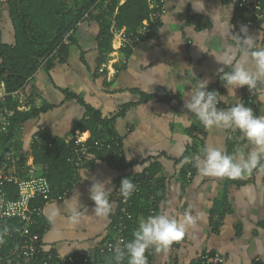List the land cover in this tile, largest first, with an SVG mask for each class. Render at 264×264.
I'll list each match as a JSON object with an SVG mask.
<instances>
[{
    "label": "crops",
    "instance_id": "0c3cea01",
    "mask_svg": "<svg viewBox=\"0 0 264 264\" xmlns=\"http://www.w3.org/2000/svg\"><path fill=\"white\" fill-rule=\"evenodd\" d=\"M237 1L204 0L207 11L196 12L190 0L182 10L179 0H162L165 14L156 35L124 48L112 37L110 51L100 46L99 24L83 20L75 27L74 43L66 54L55 59L49 70L41 66L15 92L13 100L26 99L24 105L16 104L21 112L50 107L24 123L15 136L25 158L33 159L30 146L40 132L49 141L69 137L77 122L88 119L86 107L112 120L113 134L121 142L122 157L107 160L87 155L76 168L75 181L66 185L62 200L46 205L40 220L43 251L62 256L95 251L99 241L110 235L122 178L133 180L152 170L162 180L155 214L183 220L189 213L195 225L167 252L150 249L149 264H194L207 253L219 254L223 264H264V171L254 169L250 175L232 179L202 176L196 168L190 183L183 184L181 177L187 164L184 158L194 163L195 157L203 158L205 147L220 148L229 155L238 148L245 153L252 148L238 129H205L184 108L190 99L184 95L197 79L209 80L208 91L228 95L218 72L222 65L216 59L233 51L239 59L233 35L242 37V27L264 44V23L247 26ZM13 36L8 11L0 1V43L13 45ZM237 102L264 116V94L250 93L247 86L237 88L235 97L229 95L221 102L222 109ZM192 127L200 131L190 136L187 129ZM108 179L115 207L104 219L93 213L89 188L95 181ZM75 195L81 211L73 221L67 210L76 206ZM141 210L136 212L137 227L140 218L149 216Z\"/></svg>",
    "mask_w": 264,
    "mask_h": 264
},
{
    "label": "built area",
    "instance_id": "2783aa9c",
    "mask_svg": "<svg viewBox=\"0 0 264 264\" xmlns=\"http://www.w3.org/2000/svg\"><path fill=\"white\" fill-rule=\"evenodd\" d=\"M125 1L97 0L90 13L83 18V20L89 19L91 14L105 17L110 12L111 4L116 2L110 18L112 21L110 33L114 39L118 40L121 48L156 35L165 14L162 0H149L150 14L136 29L131 31L126 28L116 29L113 17L118 7ZM237 9L247 26L256 27L264 23V0L254 2L238 0ZM14 95L15 93H12L10 97L13 98ZM8 96L9 94L2 92L0 88V233L4 228L8 229L7 233L3 234V243H0V264H95L99 255L114 256L117 242L131 241L132 233L137 228H134L133 201L135 199L146 201L143 210L148 215L156 213V196L153 193L146 194L142 191L143 186H147L150 190L155 187V179L150 172H145L132 180L137 190L127 201L122 197L119 198L115 220L110 226V235L99 241L95 251L77 252L67 256L53 251H43L39 225L44 209L47 204L62 200L66 193L54 194L39 166L34 163L33 159L25 158L20 150H15L12 146L13 140L2 142V139H7L9 136L11 119L15 112H21L18 107L12 109L7 106ZM67 140L74 141L75 151L68 161L75 167L78 166L83 156L89 155L88 152L92 149L106 150L113 158L122 157L121 142L118 137H100L92 140V143H87L86 134L76 131L72 136L67 137ZM33 141L38 142L39 138L35 136ZM191 179L192 176L188 172L186 183H190ZM145 255L149 264V250ZM223 262L224 259L219 254L207 253L199 256L194 264H223ZM121 264H128L127 256Z\"/></svg>",
    "mask_w": 264,
    "mask_h": 264
},
{
    "label": "trees",
    "instance_id": "16d2710c",
    "mask_svg": "<svg viewBox=\"0 0 264 264\" xmlns=\"http://www.w3.org/2000/svg\"><path fill=\"white\" fill-rule=\"evenodd\" d=\"M6 7L10 23L13 29L14 44L7 45L0 43V88L4 87L7 97V106L16 109L17 105L13 103L10 94L15 93L25 86L41 66L49 70L55 59H59L66 54L67 47L74 43L73 32L75 27L83 21L86 14L90 13L91 8L97 0H74V7L71 8L65 0H0ZM149 0H126L123 5L118 7L117 13L113 17L114 27L116 29L126 28L128 31L136 29L145 19L148 18L150 10ZM116 7V2L110 6V12L107 16H93L90 19L95 20L100 27L99 39H101V48L110 51V42L112 35L110 27L112 13ZM222 108V104L219 106ZM50 107L34 109L29 112H15L11 119L9 136L2 139L5 143L13 140V148L19 150V142L14 141L16 134L24 123L36 118L40 113H44ZM88 119L77 122L70 133L72 136L79 130L86 133L87 143L100 137H116L113 134L112 120L102 119L99 112L90 107H86ZM123 113V112H122ZM199 124L200 121L197 120ZM202 125V124H201ZM200 131L197 127L187 129V133L193 136L195 132ZM39 141H33L30 151L33 161L41 166L43 175L49 182L51 191L54 194L61 195L66 190L68 183H73L76 176V168L68 161L75 151L74 141H68L67 138L49 141L42 132L37 134ZM202 145V140L194 136ZM203 149V148H202ZM192 152L196 153V148L192 146ZM203 152V151H202ZM88 154L94 156H105L107 160L112 159V155L106 151L90 150ZM87 155L83 156V159ZM196 167L194 163H187L181 172L183 184H187V173L193 178ZM155 179L156 186L151 190L147 186L142 187L146 194L153 193L156 196L155 209L157 207L159 192L161 190L162 180L153 176L154 172L148 170ZM123 178H127L124 176ZM122 178V179H123ZM132 210L136 217V212L146 206V201L135 199ZM135 225L134 228H136ZM39 232L43 229L40 223ZM131 238V234L129 235ZM112 255L97 256L95 264H115ZM150 261V253H149Z\"/></svg>",
    "mask_w": 264,
    "mask_h": 264
},
{
    "label": "clouds",
    "instance_id": "9594fccd",
    "mask_svg": "<svg viewBox=\"0 0 264 264\" xmlns=\"http://www.w3.org/2000/svg\"><path fill=\"white\" fill-rule=\"evenodd\" d=\"M186 2L188 0H182V3L179 0L181 10ZM190 2L194 11H207L204 0ZM241 33L244 34L242 37L233 35L240 50L239 59L234 51L226 52L224 57L216 59L222 65L218 69L220 80L227 89V96L235 97L236 89L244 86H247L250 93L256 91L264 94V44H258L256 39L248 36L246 26L241 28ZM225 68L231 70L225 71ZM208 83V79H197L195 86L184 95L190 97L185 101L184 108L193 114L205 129H238L252 148L247 153L238 148L235 154L229 155L220 148L205 147L203 158L195 157L194 166L202 176L232 179L250 175L254 169L264 171V116L255 115L252 108L241 102L227 109L218 107L221 102L226 101L227 96H222L216 90L208 91ZM183 162L193 163V160L185 157ZM85 173L84 179L87 178ZM111 185L112 181L108 179L95 181L89 188V197L95 205L93 213L97 217L107 219L113 212L115 205L109 198L112 193ZM136 190L137 186L131 178H123L118 193L127 201ZM75 196L76 206L67 210L69 218L73 221L78 220L81 211L78 210L79 197ZM194 225L195 219L189 213H185L183 220L172 218L168 213L140 218L138 227L132 233L133 239L117 242L113 260L115 264H121L127 256L128 264H148L145 255L148 250L167 252L174 243L181 241L188 229ZM7 231L8 229L4 228L0 233V243H3V234Z\"/></svg>",
    "mask_w": 264,
    "mask_h": 264
},
{
    "label": "rangeland",
    "instance_id": "374dc122",
    "mask_svg": "<svg viewBox=\"0 0 264 264\" xmlns=\"http://www.w3.org/2000/svg\"><path fill=\"white\" fill-rule=\"evenodd\" d=\"M65 2L69 5V7H71V8L74 7V3H75L74 0H65ZM3 7H5V6H3ZM25 100L26 99L24 97L23 98H17L16 97L15 100H13V102L15 101L14 103L17 104V105L18 104L19 105H21V104L24 105V103H26ZM17 138H19V136Z\"/></svg>",
    "mask_w": 264,
    "mask_h": 264
}]
</instances>
